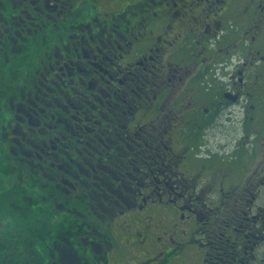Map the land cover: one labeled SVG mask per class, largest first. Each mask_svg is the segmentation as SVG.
I'll return each mask as SVG.
<instances>
[{
  "label": "flooded vegetation",
  "instance_id": "af4514ba",
  "mask_svg": "<svg viewBox=\"0 0 264 264\" xmlns=\"http://www.w3.org/2000/svg\"><path fill=\"white\" fill-rule=\"evenodd\" d=\"M9 1L0 51L58 37L0 124L45 180L38 264H264V0Z\"/></svg>",
  "mask_w": 264,
  "mask_h": 264
},
{
  "label": "trees",
  "instance_id": "16d2710c",
  "mask_svg": "<svg viewBox=\"0 0 264 264\" xmlns=\"http://www.w3.org/2000/svg\"><path fill=\"white\" fill-rule=\"evenodd\" d=\"M0 22L11 23L16 10L9 0H0ZM69 19V18H68ZM79 17L76 21H82ZM68 23V21H64ZM15 26V25H14ZM67 35L68 30L58 31ZM0 51V124L5 119L7 91H15L21 82L40 67L51 43L58 39L57 32L37 28L28 33L22 28L21 35L7 36ZM32 65L39 67L32 69ZM7 93V95H6ZM45 180L40 170L23 160L14 158L8 146L0 139V264H38L43 247V232L47 223L44 209L46 202ZM49 197V214L54 202L60 198L56 190Z\"/></svg>",
  "mask_w": 264,
  "mask_h": 264
},
{
  "label": "rangeland",
  "instance_id": "374dc122",
  "mask_svg": "<svg viewBox=\"0 0 264 264\" xmlns=\"http://www.w3.org/2000/svg\"><path fill=\"white\" fill-rule=\"evenodd\" d=\"M263 70H264V65L262 66Z\"/></svg>",
  "mask_w": 264,
  "mask_h": 264
}]
</instances>
